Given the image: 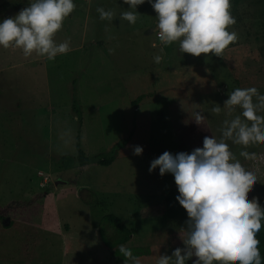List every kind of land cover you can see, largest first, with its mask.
I'll return each mask as SVG.
<instances>
[{
  "label": "rangeland",
  "instance_id": "obj_1",
  "mask_svg": "<svg viewBox=\"0 0 264 264\" xmlns=\"http://www.w3.org/2000/svg\"><path fill=\"white\" fill-rule=\"evenodd\" d=\"M74 2L55 35L57 43L70 42L67 54L50 61L0 47V206L11 200L30 206L28 222L0 221V264H125L101 239L100 229L109 240L114 234L102 220L106 213L134 229L124 246L141 264H156L160 254L184 247L180 234L187 235L188 217L176 200L173 175L149 172L151 161L165 151L195 149L186 120L198 112L219 138L223 121L240 114L223 107L234 89L256 87L264 94V0H231L236 22L229 30L237 40L222 56L199 57L180 53L178 43L161 45L147 0L135 24L120 19L129 10L123 0ZM26 6L28 0H0V16ZM100 7L114 11L111 22L100 20ZM229 58L242 59L255 78L239 85ZM217 103L219 115L210 112ZM78 143L92 160L115 161L92 165L76 179L77 162L65 168L61 157L77 156ZM229 144L256 172L248 198L264 206V143L246 149L256 160H244L243 147ZM137 145L142 155L134 154Z\"/></svg>",
  "mask_w": 264,
  "mask_h": 264
},
{
  "label": "clouds",
  "instance_id": "obj_2",
  "mask_svg": "<svg viewBox=\"0 0 264 264\" xmlns=\"http://www.w3.org/2000/svg\"><path fill=\"white\" fill-rule=\"evenodd\" d=\"M146 0H123L129 7L120 19L135 24L138 6ZM156 13L154 31L161 45L178 43L179 52L199 57L201 54L222 56L237 40L230 31L235 24L231 0H147ZM74 0H28V6L14 16L0 18V47L21 49L25 57L35 53L52 61L70 51V42L57 43L56 33L74 11ZM100 20L111 22L114 11L97 8ZM110 53L114 49H109ZM163 52V47L161 48ZM160 64L163 56L153 57ZM223 107L240 114L225 119L220 137L205 136L203 146L190 153L165 151L151 161L149 172L159 168L161 176L172 174L178 189L176 200L186 210L187 235L180 234L184 247L171 255L160 254L156 264H264L257 234L264 225V206L259 199L248 198L258 181L254 169L246 167L231 151L230 144L244 150L239 156L256 160L257 154L246 149L264 143V94L256 87L236 88L229 92ZM220 104L210 112L219 115ZM203 116L195 117L201 124ZM142 146H134L135 155H142ZM119 253L125 264H141L131 249L121 245Z\"/></svg>",
  "mask_w": 264,
  "mask_h": 264
},
{
  "label": "trees",
  "instance_id": "obj_3",
  "mask_svg": "<svg viewBox=\"0 0 264 264\" xmlns=\"http://www.w3.org/2000/svg\"><path fill=\"white\" fill-rule=\"evenodd\" d=\"M228 61L232 68L233 76L239 85L244 86L245 84L243 83V80L245 79L251 80L255 78V75L246 72L242 59L229 58ZM75 103H77L76 100ZM73 109L74 111H76L77 115L80 114V110L76 107V105H74ZM186 129L189 140L192 143L193 147L195 148L203 146V139L205 136L213 135L211 127L205 117H203L201 124L196 123L195 117L187 118ZM61 161H62V166L65 168H69L75 162H77L76 179H78L80 175L86 172L92 165L109 166L115 161V158L105 157V158H97L92 160L87 156L86 152L80 147V143H78L77 156L73 157L70 155H63L61 157ZM38 197L40 198L43 196L40 194ZM94 204L98 206H105V202L99 201L97 199H95ZM6 218H9L11 223H15L16 221L28 222L30 218L29 204L23 201L11 200L7 204L0 206V221ZM102 220L110 224L114 231L113 237L111 238V240H109V238H107L104 235L105 232H103V230L100 229V236L102 241L110 249L111 253L116 258L125 259L121 255V253H119L118 249L121 245H124L130 240L132 234L134 233V229L129 228L119 216L113 213H106L103 216ZM257 238L260 241L259 249L261 252V256L262 258H264V225H262L260 232L257 234Z\"/></svg>",
  "mask_w": 264,
  "mask_h": 264
}]
</instances>
